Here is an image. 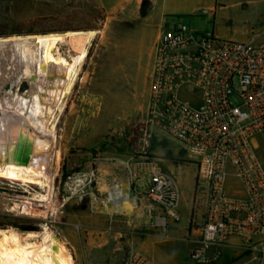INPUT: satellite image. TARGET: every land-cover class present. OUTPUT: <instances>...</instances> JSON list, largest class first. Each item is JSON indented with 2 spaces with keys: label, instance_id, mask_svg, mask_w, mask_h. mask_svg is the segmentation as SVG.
Listing matches in <instances>:
<instances>
[{
  "label": "rangeland",
  "instance_id": "rangeland-1",
  "mask_svg": "<svg viewBox=\"0 0 264 264\" xmlns=\"http://www.w3.org/2000/svg\"><path fill=\"white\" fill-rule=\"evenodd\" d=\"M142 2L0 0L2 39L98 31L58 124L53 167L57 170L55 188L61 205L47 211L43 218H36L26 205L33 190L0 179V230L42 232L47 226L62 239L75 264H126L129 255L137 251L154 264H198L190 258L188 263L170 258L181 248L163 242V226L154 220L144 222L135 208V197L145 198L143 203L149 204L150 200L144 188L131 186L127 163L145 152L181 161L174 174L181 189L182 222L192 214L196 189L195 166L178 140L162 133L147 143L145 105L150 52L161 28L174 23L226 40L242 42L257 35L258 42H264V0H152L149 14V4L143 9ZM213 6L217 10L211 12ZM62 52L69 56L77 49L68 44L62 46ZM14 89L11 80L0 83V96ZM29 89L27 81L20 86L22 93ZM164 166L170 163L166 161ZM108 190L127 194L129 201L125 204L132 208L115 210L108 201ZM163 217L170 219L165 213ZM27 226L34 229L26 230ZM30 240L42 241L40 237Z\"/></svg>",
  "mask_w": 264,
  "mask_h": 264
},
{
  "label": "built area",
  "instance_id": "built-area-1",
  "mask_svg": "<svg viewBox=\"0 0 264 264\" xmlns=\"http://www.w3.org/2000/svg\"><path fill=\"white\" fill-rule=\"evenodd\" d=\"M162 133L182 144L197 169L193 204L202 215L190 259L211 264L237 240L264 264V42L257 35L240 42L182 23L165 26L154 54L148 145ZM127 170L131 186L181 220L179 184L160 158L145 152ZM126 264L154 263L137 251Z\"/></svg>",
  "mask_w": 264,
  "mask_h": 264
},
{
  "label": "bare ground",
  "instance_id": "bare-ground-1",
  "mask_svg": "<svg viewBox=\"0 0 264 264\" xmlns=\"http://www.w3.org/2000/svg\"><path fill=\"white\" fill-rule=\"evenodd\" d=\"M97 34L92 30L0 38V83L11 80L15 88L0 96V179L33 190L29 191L26 205L36 218H43L47 211L61 205L55 188L57 170L53 167L58 124ZM68 44L77 49L74 55L62 52V46ZM24 81L30 89L22 93ZM56 156L60 158V151ZM37 188L44 189V193ZM107 193L115 210L127 207V194ZM35 237L42 241L30 240ZM0 264L75 261L62 239L45 226L42 232L0 230Z\"/></svg>",
  "mask_w": 264,
  "mask_h": 264
},
{
  "label": "crops",
  "instance_id": "crops-1",
  "mask_svg": "<svg viewBox=\"0 0 264 264\" xmlns=\"http://www.w3.org/2000/svg\"><path fill=\"white\" fill-rule=\"evenodd\" d=\"M151 2H152V0H149L148 14L151 12V8H152ZM216 10H217L216 7L213 6L211 12L216 11ZM162 31H163V27L159 31L157 39L154 42L152 49H151V52H150L151 71H150L149 77H148V79H149V90L146 92L147 93V100H146L147 102L145 105V110H147L148 101H149L150 92H151V78H152V71H153L155 47H156V44L158 43V41L161 37ZM217 36H219V35H217ZM160 159L163 162V166H164V163L166 161H168L170 163V166H164V167H165V169L169 170L173 174H174V170L176 169V166H179V164H181V163H179V162H181L179 160H173V159H167V158H160ZM174 159H176V157ZM177 162L179 164H177ZM183 165H185V164H183ZM181 168H182V166H181ZM196 176H197V169L195 167V178H196ZM145 184H146V180H143L142 183H140L141 186L142 185L144 186ZM180 191H181V189H180ZM142 197H145V196H142ZM141 200H145V198L135 197V208H136V212L142 213L143 221L149 223V222H152V220H154L155 223L162 225L163 229H164V233H165V237L163 239V242L172 243L173 244V245H171L172 248H175V249L181 248L182 251H173V253L175 252V254H173V255L170 254V258L171 257L173 259L177 258L178 260H180V263L181 262L183 263V260L186 263H188L187 260H189L188 258H190L189 252H190V249L193 245L194 237L197 235L196 229L199 226V224L201 223L202 210L200 209V211L197 212L196 209L194 210V204H193L192 214H191L190 218H187L185 220V222H182L181 220L176 222V221H173L172 219H169L167 221V219L165 217H163L164 212L160 207L155 206L151 202L149 204L146 201H145V203H143V201H141ZM180 202H181V197L179 200L178 210L180 209ZM146 213H149V214H147V217L145 219ZM151 213L152 214L155 213V215H152ZM195 213L197 214V216L195 215ZM193 215L196 216L197 219H195V221H193V223H192ZM121 234L122 233H120V232L117 233L118 236H120ZM148 235H150V234H148ZM178 244L179 245L181 244V246H179ZM240 260L244 261V262H242V264H245L246 262H249V261L256 263V261L253 259V255H251L249 252L245 251L242 248L241 244L237 240H234V241H231L224 248L222 256L217 261H215L211 264H231L233 262L240 261Z\"/></svg>",
  "mask_w": 264,
  "mask_h": 264
},
{
  "label": "water",
  "instance_id": "water-1",
  "mask_svg": "<svg viewBox=\"0 0 264 264\" xmlns=\"http://www.w3.org/2000/svg\"><path fill=\"white\" fill-rule=\"evenodd\" d=\"M149 4V0H143L142 2V8L145 9ZM26 230H29V229H34V227H31V226H27L25 227Z\"/></svg>",
  "mask_w": 264,
  "mask_h": 264
}]
</instances>
